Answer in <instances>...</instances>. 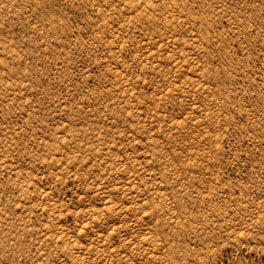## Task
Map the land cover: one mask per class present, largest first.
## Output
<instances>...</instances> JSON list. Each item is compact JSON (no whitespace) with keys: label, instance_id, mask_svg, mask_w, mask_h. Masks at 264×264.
<instances>
[{"label":"rangeland","instance_id":"obj_1","mask_svg":"<svg viewBox=\"0 0 264 264\" xmlns=\"http://www.w3.org/2000/svg\"><path fill=\"white\" fill-rule=\"evenodd\" d=\"M0 264H264V0H0Z\"/></svg>","mask_w":264,"mask_h":264}]
</instances>
